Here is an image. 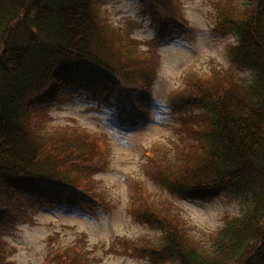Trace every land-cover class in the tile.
<instances>
[{
  "label": "trees",
  "instance_id": "obj_1",
  "mask_svg": "<svg viewBox=\"0 0 264 264\" xmlns=\"http://www.w3.org/2000/svg\"><path fill=\"white\" fill-rule=\"evenodd\" d=\"M102 1L0 0V264H15L7 260L4 236L28 218V210L92 211L99 200L88 184L106 161L107 137L76 126L63 129L59 139H46L48 107L86 94L99 107L115 106L122 129L136 128L147 117L144 105L158 61L151 65L119 32L109 33L99 18ZM146 1L166 35L177 25L188 32L180 0ZM214 4L220 33L237 35L231 47L235 66L250 70L251 80L235 78L232 68L190 74L173 103L176 112L204 109L182 120V133L195 144H176L173 162L158 146L148 155L172 193L202 202L228 191L240 212L197 239L172 202L153 206L145 198V209L133 213L160 238L131 240L126 254L148 257L151 264H264V0ZM45 264H90V258L80 239L73 247L52 249Z\"/></svg>",
  "mask_w": 264,
  "mask_h": 264
},
{
  "label": "rangeland",
  "instance_id": "obj_2",
  "mask_svg": "<svg viewBox=\"0 0 264 264\" xmlns=\"http://www.w3.org/2000/svg\"><path fill=\"white\" fill-rule=\"evenodd\" d=\"M214 1L180 0L188 32L177 25L167 35L146 0L101 2L99 18L106 22L109 33L119 32L125 44L131 45L139 57H147L151 65L153 60L158 61L153 70L151 99L144 105L147 117L136 128L122 129L115 106L99 107L86 94L62 97L48 107L52 119L43 129L46 139H59L63 129L73 127L107 137L106 161L88 184L91 194L99 200L92 211L78 206L28 210V218L18 220L13 233L4 236L8 261L45 264L52 249L73 247L82 239L90 264H151L148 257L126 254L132 252L128 247L131 240L160 238L156 229L133 213L145 209V198L153 206L172 202V211H179L189 235L197 239H206L223 225L226 217L240 212V203L228 191L202 202L172 193L156 170L155 161L150 160L152 153L148 155L158 146L159 153L173 162L177 158L176 144L179 149L195 144L193 138L182 133V120L204 109L191 107L176 112L173 103L175 92L183 88L190 74L210 75L215 70L232 68L235 78L251 80L252 72L236 67L231 56L237 35L218 30L219 11Z\"/></svg>",
  "mask_w": 264,
  "mask_h": 264
}]
</instances>
